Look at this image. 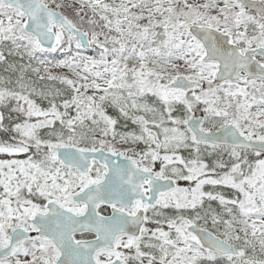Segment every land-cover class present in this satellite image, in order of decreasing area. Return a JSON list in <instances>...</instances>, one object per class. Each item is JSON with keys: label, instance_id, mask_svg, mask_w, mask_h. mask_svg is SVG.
I'll list each match as a JSON object with an SVG mask.
<instances>
[{"label": "snow or ice", "instance_id": "1", "mask_svg": "<svg viewBox=\"0 0 264 264\" xmlns=\"http://www.w3.org/2000/svg\"><path fill=\"white\" fill-rule=\"evenodd\" d=\"M0 264H264V0H0Z\"/></svg>", "mask_w": 264, "mask_h": 264}]
</instances>
